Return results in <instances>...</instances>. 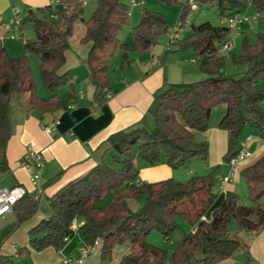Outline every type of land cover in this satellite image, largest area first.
I'll return each mask as SVG.
<instances>
[{"label":"trees","instance_id":"16d2710c","mask_svg":"<svg viewBox=\"0 0 264 264\" xmlns=\"http://www.w3.org/2000/svg\"><path fill=\"white\" fill-rule=\"evenodd\" d=\"M180 4L181 29L193 10L180 0H165ZM201 5H219L221 16L243 13L248 8L246 0H194ZM256 9L264 14V0H253ZM129 5L123 0H97V7L85 21L84 3L78 0H60L56 8L57 20L47 16L46 9L30 11L23 24H30L34 38L22 42V55L11 57L0 41V173L8 169L6 149L13 135L11 103L18 96L30 110L43 113L67 111L76 101L72 91L63 101L54 92L70 83V72H62L67 64L72 39L79 24L84 34L80 45H90L87 63L94 87L92 105H103L112 94L107 62L122 53L121 69L128 63L130 47L119 35L128 23ZM169 30L163 14L144 10L141 23L132 30L135 49L139 54L151 51L160 37ZM230 30L209 22L193 25V35L174 44L176 52L192 50L199 53L201 70L209 78L188 83L172 84L155 94L154 128L149 131L142 123L135 124L112 135L107 143L112 152V162L101 161L84 177L72 181L49 199L52 216L30 230V248L40 252L48 248L60 250L65 238L78 234L87 246L98 240L103 242L102 262L111 261L117 245L130 243L133 251L121 264H190L201 255L198 264H218L231 259L241 248V243L228 232L234 219L239 232L260 233L264 230V210L259 201L264 198V156L242 171L249 188L250 206L240 203L235 193H227L223 204L211 212V221L204 220L216 201L218 169L205 176L192 177L187 184L175 179L159 183L138 184L139 171L136 160L151 166L165 157L166 164L180 170L195 159L207 160L206 143L196 140L195 131L208 129L211 110L226 104L228 111L221 127L229 133L228 151L224 157L230 162L239 153V145L247 127L258 132L264 130V33L257 34L256 44L243 40L241 56H232L235 66L247 64V71L238 79L228 77L222 70L225 57L219 49ZM232 53V52H230ZM31 56L40 62L41 79L53 95L43 98L38 94V84ZM105 93V95H103ZM112 199L103 205L104 200ZM145 203L140 211L131 210L128 199ZM39 202L27 194L14 212L19 224L31 219L38 211ZM256 218V222L253 221ZM84 224L74 231V220ZM178 219L190 229L184 234L174 253L148 243L153 231L160 232L167 242L179 231ZM0 264H15L12 257L0 253Z\"/></svg>","mask_w":264,"mask_h":264},{"label":"crops","instance_id":"0c3cea01","mask_svg":"<svg viewBox=\"0 0 264 264\" xmlns=\"http://www.w3.org/2000/svg\"><path fill=\"white\" fill-rule=\"evenodd\" d=\"M58 1L60 0H0V41L11 57L16 58L22 54L20 39L25 41L34 38L33 29L29 30L27 25L24 24L20 31L15 33L17 39L12 40L9 38L7 27L13 19L14 9L22 8L21 10L26 16L30 11H41L46 9L52 2ZM78 1L83 2L84 5L87 2V0ZM123 1L130 7L132 0L129 4L125 0ZM248 5L247 10L243 13L248 16L259 13L260 17L257 22L243 25L240 30H230L225 41H232L234 49V44L242 37L248 36L250 31L257 30L264 33V21L260 22L263 15L254 5ZM137 7L132 8L131 18L128 19V34L130 35H132V30L142 21L143 12L142 14H134V9ZM221 17L220 14L219 23H209L214 26H221ZM164 18L167 21L165 15ZM193 25L200 24L193 22L185 37L180 34V39H187L193 35ZM78 26L77 42L72 45L69 51L67 68L65 67L62 70L63 73L70 72L68 86L76 96V101L71 104L74 105V108L67 111L59 110L54 113H43L38 109L30 110L28 104L21 102L19 97L14 98L11 103L10 113L12 123L15 126V133H13L7 144L8 169L5 173H0V186L9 188L19 186L25 188L30 195L35 194L36 190L31 182V174L21 166V160L29 148L41 153L44 160V168L41 171L39 180L43 199L39 202L37 213L23 224H19L14 211L0 218V253L12 257L15 264H61L64 258H79L83 255V252L89 246L82 241L78 234L69 238L60 250L48 248L35 252L29 245V232L39 223L52 216L49 203L51 197L72 181L84 177L101 161L104 160L109 163L112 160V152L109 151V144L107 143L112 135L138 123H142L149 131L154 128V117L151 111L155 109V94L158 90L172 85L167 75L166 66H164L167 54L169 55L172 51L164 49V44L160 42L162 38H160V43L151 51L135 54L134 42L133 44L127 43L119 35L123 43L130 47L128 63L123 70L121 69V74L118 75L116 69H118L122 53L113 62L112 72L109 69L111 62H107L112 94L108 96V100L103 105L95 109L92 105L94 87L90 80V69L87 63L90 45L79 44V40L84 34V27L82 23ZM183 31L185 32V30ZM84 48L86 49L83 56L79 57L80 62H76L78 52ZM189 62L196 63L195 59H189ZM261 85L264 86V81L261 82ZM70 93L67 92L65 97L55 94L65 101ZM52 95L43 98H49ZM227 111L226 104L215 106L211 110L208 129L205 132H194L196 140L206 143L209 151L207 160H198L200 161L197 162L198 171L204 172L202 176H205L214 169L219 168L216 175L218 182L214 188L217 198L211 211L204 217L206 221H211V212L223 204L227 193L237 194L242 205H251L248 199L249 188L241 174L243 170L251 167L264 156V130L258 132L247 127L244 131L246 135L242 136L243 139L239 145V152L246 150L250 153V156L238 162L235 168L230 165V162L225 161L224 157L229 145V133L221 127V123ZM57 118H59L60 124L55 129L47 131L46 128ZM249 137L251 139L247 140ZM136 165L139 171L138 184L159 183L169 179H175L181 183L189 179L188 176L180 172L181 170L171 169L166 164L164 156L161 162L155 166L148 165L141 159L136 160ZM233 169L234 174L231 177ZM195 172V169L189 171L190 174H196ZM226 179L228 181L224 182ZM111 199L112 196H108L103 205ZM143 199L145 201V198ZM127 201L134 212L140 211L145 203L142 199L140 201L128 199ZM259 205L264 210V198L259 201ZM253 221L256 222V218H253ZM83 224V220H78V229ZM178 224L181 235L177 241L173 242L172 238L168 242L175 245L172 254L178 243L182 241L184 234L195 230V228L190 229L184 221L178 222ZM230 234L241 243V248L231 259L218 264H264V230L260 233L236 232ZM98 241L97 251L90 253L85 258L84 264H121L123 258L133 251V246L130 243L117 245L112 260L102 262L101 249L103 242ZM148 243L151 245L161 244L157 238H149ZM160 246L159 248H163V245ZM166 250L171 256L169 249ZM200 259H202V256L197 255L196 259L190 264H198L197 262Z\"/></svg>","mask_w":264,"mask_h":264},{"label":"rangeland","instance_id":"374dc122","mask_svg":"<svg viewBox=\"0 0 264 264\" xmlns=\"http://www.w3.org/2000/svg\"><path fill=\"white\" fill-rule=\"evenodd\" d=\"M125 1L128 4L130 3V0H125ZM186 1L187 0H180L179 2L185 4ZM137 2H138V5H137L138 7L136 9H134V12H135L134 14H142V12H144V10H148V11H152V12L161 13V14H164L166 16V19L169 23V31H168L167 35L163 34L160 37V38H162L160 42L162 44H164V49H166L167 44H168V35L170 32L173 31V29L176 27V25L180 19L181 12H182V6L180 4H169L165 0H137ZM251 4L253 5V2ZM96 6H97V0H87V2L84 5L85 20H88L91 17L94 10L96 9ZM18 8H20V7H18ZM20 9H22V8H20ZM261 15H263V16L261 17L260 22H263L264 21V14L261 13ZM219 20H220V13H219L218 4H216V3L213 5L197 4V9L195 11H193L192 15L188 19L186 26L183 29H181L182 32H180V34L182 37H185L187 34V30L191 29V27H192L191 25L193 22L196 24H201V23H205V22H211L213 24H217V23H219ZM128 26H129V24H127L123 28V31L120 34V37L122 39H124L127 43L133 44V42H134L133 37H132V35L128 34ZM27 27L29 30H32V26L30 24H27ZM183 30H185V32ZM78 31H79V26L77 27L75 34L73 36L72 45H75L77 42V34L79 33ZM258 33H262V32H258L257 30H255L254 32L250 31L248 33V36L242 37L240 40H238V42H236L234 44L235 49L233 47L234 51L232 53L220 54V56L225 57V59H226L225 60V67L223 69L226 76L238 79L247 71V69H248L247 64H241V65L235 66L233 63L232 56L233 55L237 56V57L241 56L243 40L245 38H248V40L251 44H256ZM127 36H129V37L127 38ZM19 42L22 45V42H24V40L20 39ZM85 46H87V45H85ZM134 47H135V45H134ZM85 49L86 48L81 49L78 52L76 62H80L79 57L83 56ZM135 51H136V49H135ZM167 51H172L169 53V55L167 54V57H166L165 63H164V66H166V69H167L168 78L171 81L170 84H188V83L198 82V81H202V80L209 78V75L206 73H203V71L201 70L202 58H201L199 53H196L192 50H187V51H183V52H176L174 50V48H171ZM135 54H139V53L136 51ZM21 55H19L18 57H20ZM128 57H129V53H128ZM189 59H195L196 63L189 62ZM71 60L73 61V58ZM114 61H110L111 63L109 64V69L111 72H112ZM121 62H122V57H121V60L119 61L118 69H116V74H118V75L121 74V72H120L121 71V67H120ZM31 64H32V67L34 69L35 77H36V80L38 83V94L42 97H48L52 93L46 89V87L44 86V83L41 79V74H40V70H39V65H40L39 60L37 58L31 56ZM65 67L67 68V65H65L63 67V69ZM67 92H72V90L70 89L69 86L59 88L54 93H57V94L65 97V94ZM17 97L18 96H16L15 98H17ZM243 135L245 136L246 133ZM198 160H200V159L193 160L189 163V165L187 167L180 169L181 173H183L184 175L189 177V179L186 180L185 182H181L182 184H187L191 180L192 177L204 175V174H202L204 172L198 171L199 166L197 165V162H200ZM111 162H112V160L109 161V163H111ZM194 169L196 171L195 172L196 174H190L189 171L194 170ZM243 182H245V181H243ZM140 200H138V201H140ZM142 201H143V203L145 202L144 199H142ZM181 220L182 219H178V222L181 223L183 221V220L182 221ZM180 235H181V232L177 231L173 235V242L177 241V239L179 238ZM149 238H157V240H160V242H161L160 245H163L162 246L163 248L169 249V251L172 254V251L175 248V245H171L170 243H168L164 239L163 235L160 232H158V231L151 232L148 239ZM153 245H155L157 247H161L160 245H156V244H153Z\"/></svg>","mask_w":264,"mask_h":264},{"label":"built area","instance_id":"2783aa9c","mask_svg":"<svg viewBox=\"0 0 264 264\" xmlns=\"http://www.w3.org/2000/svg\"><path fill=\"white\" fill-rule=\"evenodd\" d=\"M248 4H251L253 0H246ZM186 5L191 7L193 11L197 9V4L194 0H187ZM59 5L58 2H52L47 8V16L52 20H57L56 8ZM138 2L136 0H132L130 4V8L127 14V18H131L132 8L137 6ZM24 13L20 8H15L13 11V19L7 27V33L9 38L12 40L17 39L15 33L20 31L23 26ZM260 17V14L257 13L254 16H248L245 13H235L231 15H225L221 17V26L228 28L229 30H240L243 25L248 24L250 22H256ZM181 32V21L179 19L176 27L172 32L168 35V44L166 50L173 48L174 44L179 40ZM233 50V42L228 40L223 43V45L219 49V54L222 53H230ZM83 98V96H81ZM71 108H74L71 106ZM60 124L59 118H57L49 127L46 128L47 131H51L55 129ZM251 137L247 138L250 140ZM250 156V153L246 150H241L236 157H234L230 161V165L235 168L236 164L241 160ZM21 166L26 168L31 174V182L35 186L36 193L33 194V197L36 201L40 202L43 199L42 188L39 185V180L41 177V171L44 168V160L41 153L36 152L32 148H29L25 156L21 160ZM234 174V169L231 173V177ZM228 181V179L224 180V182ZM27 194V190L23 187H4L0 186V218L5 216L8 213L14 211L16 204L22 200ZM71 229L76 231L78 229V220H74ZM69 238H65V242H67ZM99 246V241H97L94 245L89 246L86 251L83 252V255L79 258H64L61 264H84L85 258L92 252L97 251Z\"/></svg>","mask_w":264,"mask_h":264},{"label":"water","instance_id":"95a60500","mask_svg":"<svg viewBox=\"0 0 264 264\" xmlns=\"http://www.w3.org/2000/svg\"><path fill=\"white\" fill-rule=\"evenodd\" d=\"M222 72H223V70H222ZM103 94L105 95V93H103ZM12 128H13V133H15V126L13 123H12ZM239 231H240L239 224L234 219H232L229 226H228V232L229 233H236Z\"/></svg>","mask_w":264,"mask_h":264}]
</instances>
